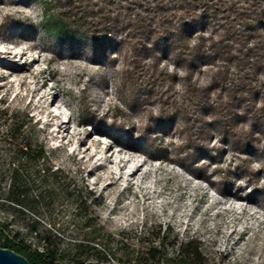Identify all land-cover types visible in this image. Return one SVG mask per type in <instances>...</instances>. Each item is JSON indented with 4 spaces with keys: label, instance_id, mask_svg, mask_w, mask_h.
Here are the masks:
<instances>
[{
    "label": "rangeland",
    "instance_id": "374dc122",
    "mask_svg": "<svg viewBox=\"0 0 264 264\" xmlns=\"http://www.w3.org/2000/svg\"><path fill=\"white\" fill-rule=\"evenodd\" d=\"M56 4L0 0V110L5 111L0 113V223L8 224L4 234L19 233L38 251L40 236L52 235L60 262L71 264L80 258L76 244L88 236V221L94 217L91 227L104 234L97 248L107 249L104 244L111 234L108 246L116 256L111 253L103 261L92 252L91 264H119L117 258L130 264L128 255L148 257L152 249H159V257L142 264H171L179 247L189 241L201 245L207 264H264L263 132L255 134L261 149L248 154L256 171H232V193L222 195L218 184L191 179L184 166L164 157L165 149L176 156L188 136L177 128L182 119L167 133L146 106L133 101L132 81L146 89L153 86L151 69L134 65L130 46L113 50L114 62L92 60V50L79 56L59 54L56 42L43 38L41 25L45 6ZM161 65L178 71L174 95L181 100L188 85L182 68L169 59ZM212 75L211 68L203 66L193 79L207 84ZM152 99L148 107L159 114V98ZM61 122L64 127L55 129ZM238 126L241 130L247 123ZM130 133L141 140L134 149L126 145ZM212 133L210 144L225 149L221 165L237 164L240 153L233 143L221 142L216 129ZM27 136L45 145L46 159L28 161L20 155ZM134 165L140 170L127 179V169ZM209 172L217 182L220 174H227ZM18 174L26 181V206L6 198L18 185ZM251 192L257 193L253 199L246 196ZM30 201H36L33 208ZM35 221L41 224L30 234Z\"/></svg>",
    "mask_w": 264,
    "mask_h": 264
},
{
    "label": "trees",
    "instance_id": "16d2710c",
    "mask_svg": "<svg viewBox=\"0 0 264 264\" xmlns=\"http://www.w3.org/2000/svg\"><path fill=\"white\" fill-rule=\"evenodd\" d=\"M41 25L43 38L55 41L61 55L79 56L92 50V60L112 58L114 62L113 50L121 52L124 47H131V61L151 69L154 84L146 89L132 81L133 101L146 106L154 122L162 125L165 132L170 133L182 119L183 124L177 128L188 134L176 156L169 155L165 149L164 157L169 162H177L198 178L218 184L222 195L232 193V187L236 186L232 171H256L250 165V156L261 149L255 134L260 131L264 134V0H57L54 7L45 6ZM163 59L171 60L175 68L180 67L184 72L188 85L181 100L174 95L178 71L162 66ZM203 66L211 68L213 74L207 84L193 79ZM153 96H158L161 103L159 114L148 107L154 102ZM86 107L96 117L90 102L86 101ZM4 112L0 110L1 114ZM191 112L196 116L191 117ZM241 122L247 123V127L239 130ZM22 127L19 125L17 130ZM213 129L221 135V142H232L239 151L237 164L221 165L225 162V149L210 144ZM24 142L19 152L28 161L48 157L42 142L35 144L29 136ZM139 142L140 138L135 139L131 134L126 145L134 149ZM209 171L218 174L227 171V174H220L217 182ZM15 181L18 185L6 198L26 206L29 203L23 199L26 181L21 179V174ZM256 194L251 192L246 196L253 199ZM79 198L82 204V196ZM33 202L36 201H30V208ZM91 218L88 236L76 244L81 250L80 258L71 264H91L92 252H97L103 261L110 259L111 234L104 244L107 249H98L104 234L95 225L91 227V220L95 221ZM39 224L35 221L30 234ZM7 228V223H0V246L23 255L32 264H67L60 262L61 255L52 235L40 236L42 250L38 251L25 238H20L19 233L5 235ZM178 250L171 264H207L201 245L194 241L182 244ZM159 254V249H152L148 257L130 254L127 261L142 264L158 258ZM117 259L119 264L124 260Z\"/></svg>",
    "mask_w": 264,
    "mask_h": 264
},
{
    "label": "water",
    "instance_id": "95a60500",
    "mask_svg": "<svg viewBox=\"0 0 264 264\" xmlns=\"http://www.w3.org/2000/svg\"><path fill=\"white\" fill-rule=\"evenodd\" d=\"M0 264H32L26 257L10 248L0 246Z\"/></svg>",
    "mask_w": 264,
    "mask_h": 264
},
{
    "label": "bare ground",
    "instance_id": "6f19581e",
    "mask_svg": "<svg viewBox=\"0 0 264 264\" xmlns=\"http://www.w3.org/2000/svg\"><path fill=\"white\" fill-rule=\"evenodd\" d=\"M55 116V115H54ZM64 127V124L61 122L60 124H57L56 128L55 129H58V128H62ZM102 156L99 155L98 158H101ZM166 161H168L167 159H165ZM169 162V161H168ZM169 163H172V162H169ZM174 163H177V162H174ZM127 176L126 178L129 179V176H133V175H137L138 173V170H140V167L138 165H134V166H131L127 169ZM188 171V170H187ZM191 174L190 175V178L191 179H194V180H199L198 176H196L193 172L189 171ZM129 175V176H128Z\"/></svg>",
    "mask_w": 264,
    "mask_h": 264
}]
</instances>
